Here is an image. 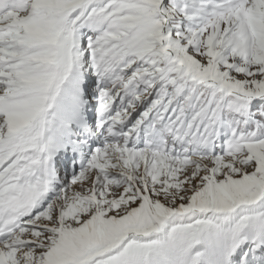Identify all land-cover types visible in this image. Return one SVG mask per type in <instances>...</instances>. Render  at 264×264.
<instances>
[{"label":"snow or ice","instance_id":"snow-or-ice-1","mask_svg":"<svg viewBox=\"0 0 264 264\" xmlns=\"http://www.w3.org/2000/svg\"><path fill=\"white\" fill-rule=\"evenodd\" d=\"M0 264H264V0H0Z\"/></svg>","mask_w":264,"mask_h":264}]
</instances>
